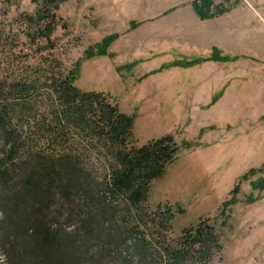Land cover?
<instances>
[{
	"label": "rangeland",
	"instance_id": "374dc122",
	"mask_svg": "<svg viewBox=\"0 0 264 264\" xmlns=\"http://www.w3.org/2000/svg\"><path fill=\"white\" fill-rule=\"evenodd\" d=\"M44 1L0 0V73L79 63L75 85L130 116L135 145H178L149 193L172 237L207 219L222 244L211 264H264V0H214L206 19L194 0H58L41 50L25 15Z\"/></svg>",
	"mask_w": 264,
	"mask_h": 264
},
{
	"label": "trees",
	"instance_id": "16d2710c",
	"mask_svg": "<svg viewBox=\"0 0 264 264\" xmlns=\"http://www.w3.org/2000/svg\"><path fill=\"white\" fill-rule=\"evenodd\" d=\"M213 3L193 6L206 19ZM58 6L45 0L25 15L27 37L41 50L40 41L53 44ZM79 67L0 73L5 264H211L222 250L214 224L201 220L173 238V212L149 205L153 180L176 158L174 138L135 145L133 119L75 85Z\"/></svg>",
	"mask_w": 264,
	"mask_h": 264
}]
</instances>
